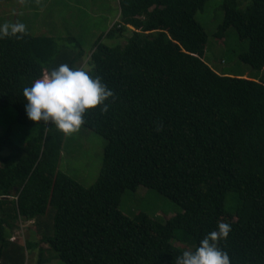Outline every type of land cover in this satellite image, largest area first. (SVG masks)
<instances>
[{
  "label": "trees",
  "instance_id": "trees-1",
  "mask_svg": "<svg viewBox=\"0 0 264 264\" xmlns=\"http://www.w3.org/2000/svg\"><path fill=\"white\" fill-rule=\"evenodd\" d=\"M205 2L119 0L107 36L131 35L124 45L99 39L88 69L78 66L82 49L65 51L51 36L0 37V108L14 107L22 125L44 127L22 147L11 128L0 137L1 239L8 220L37 223L52 207L53 232L45 228L43 240L66 264H176L184 250L172 240L181 234L197 247L222 222L230 230L216 244L230 264H264V80L221 74L203 60L206 33L195 15ZM223 9L220 32L233 26L248 38L240 59L264 69V0L245 8L224 0ZM60 64L87 70L112 93L105 111L98 104L82 118L107 141L90 187L58 169L65 134L24 111L22 89ZM140 185L183 212L164 223L128 217L121 196ZM229 192L237 200L231 211Z\"/></svg>",
  "mask_w": 264,
  "mask_h": 264
},
{
  "label": "rangeland",
  "instance_id": "rangeland-1",
  "mask_svg": "<svg viewBox=\"0 0 264 264\" xmlns=\"http://www.w3.org/2000/svg\"><path fill=\"white\" fill-rule=\"evenodd\" d=\"M250 2L239 0V7L245 8ZM223 4L224 0H206L203 8L196 12L195 18L206 33L203 60L219 73L264 80V69H253L240 59V55L249 49V39L241 38L233 26L220 32L224 21ZM119 14V0L0 1V25L22 23L24 31L31 35L53 37L58 48L72 52L82 49L84 58L78 66L87 69L90 68L89 56L99 39L105 44L124 45L126 37L131 35L127 29L122 36H107L118 21ZM16 116L14 107L0 108V137L11 128V139L16 146L22 147L44 127L40 124L32 127L22 125L16 122ZM106 143L104 137L80 125L77 131L64 136L58 169L82 186L90 187L99 176ZM7 151L4 150L2 154H7ZM236 203L235 194L229 192L226 209L231 211ZM118 207L130 218L144 213L161 223L183 212L180 205L167 196L142 185L134 190H124ZM54 213L50 207L37 223L35 220L29 225L22 223L23 231L20 234L16 233L20 230L19 217L8 220L11 226L4 225L1 234L4 241L0 238V264H32V254L36 249L42 255L35 264H66L56 257L50 244L43 240L45 228L51 226L53 232ZM13 235L16 241H11ZM179 237L172 240L174 246L184 251L195 249L192 238H184L181 234Z\"/></svg>",
  "mask_w": 264,
  "mask_h": 264
},
{
  "label": "clouds",
  "instance_id": "clouds-1",
  "mask_svg": "<svg viewBox=\"0 0 264 264\" xmlns=\"http://www.w3.org/2000/svg\"><path fill=\"white\" fill-rule=\"evenodd\" d=\"M23 32L22 23L0 25V37ZM111 94L99 77H91L87 70L70 68L66 64L58 65L22 89L26 118L54 125L65 135L77 131L85 111L103 105ZM106 107L103 105L101 111ZM229 230L228 224L218 223L217 229L201 239L194 250L183 251L176 264H230L227 253L216 244L218 239L227 236Z\"/></svg>",
  "mask_w": 264,
  "mask_h": 264
},
{
  "label": "built area",
  "instance_id": "built-area-1",
  "mask_svg": "<svg viewBox=\"0 0 264 264\" xmlns=\"http://www.w3.org/2000/svg\"><path fill=\"white\" fill-rule=\"evenodd\" d=\"M25 219H23L22 217H19V221H20V223H19V225H20V230H19V232H16L17 234H20L22 231H23V225H22V223H24L25 222V224H30V223H34V220H25ZM19 238H20V236H19ZM11 241H16L17 240V238H16V236L15 235H13V236H11Z\"/></svg>",
  "mask_w": 264,
  "mask_h": 264
},
{
  "label": "crops",
  "instance_id": "crops-1",
  "mask_svg": "<svg viewBox=\"0 0 264 264\" xmlns=\"http://www.w3.org/2000/svg\"><path fill=\"white\" fill-rule=\"evenodd\" d=\"M120 16V14H119ZM119 19V17H118ZM215 70V69H214ZM216 71V70H215ZM217 72V71H216ZM219 73V72H218ZM221 74H226V73H221ZM236 76H240V75H236ZM245 77V75H243ZM247 77V76H246ZM249 78V77H247ZM78 182V181H77ZM39 256H40V250L36 249L33 254H32V264H35L37 262V260H39Z\"/></svg>",
  "mask_w": 264,
  "mask_h": 264
},
{
  "label": "water",
  "instance_id": "water-1",
  "mask_svg": "<svg viewBox=\"0 0 264 264\" xmlns=\"http://www.w3.org/2000/svg\"><path fill=\"white\" fill-rule=\"evenodd\" d=\"M4 198H9V197H4Z\"/></svg>",
  "mask_w": 264,
  "mask_h": 264
}]
</instances>
